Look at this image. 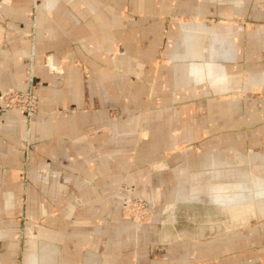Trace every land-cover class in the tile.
<instances>
[{
	"label": "crops",
	"instance_id": "1",
	"mask_svg": "<svg viewBox=\"0 0 264 264\" xmlns=\"http://www.w3.org/2000/svg\"><path fill=\"white\" fill-rule=\"evenodd\" d=\"M32 49L28 199L40 218L31 237L7 239L0 264L21 239L24 264L201 263L170 256L185 236L131 224L121 203L163 201L154 216H174L170 202L202 184L210 203L218 182L244 190L238 209L221 206L225 248L249 218L264 231V0H4L0 94L28 89ZM26 128L0 103L1 243L20 231ZM257 240L256 256L242 239L237 255L203 263L264 264Z\"/></svg>",
	"mask_w": 264,
	"mask_h": 264
},
{
	"label": "rangeland",
	"instance_id": "2",
	"mask_svg": "<svg viewBox=\"0 0 264 264\" xmlns=\"http://www.w3.org/2000/svg\"><path fill=\"white\" fill-rule=\"evenodd\" d=\"M12 89V88H9ZM8 90V89H7ZM14 90V89H13ZM6 91V90H5ZM1 103V102H0ZM1 105L8 110H17L22 112L21 110L17 108H10L6 107L3 103ZM38 109H39V101H38ZM23 113V112H22ZM38 113V111H37ZM36 113V114H37ZM24 114V113H23ZM35 114V115H36ZM115 115H118V112H114ZM34 115V116H35ZM25 116V115H24ZM26 118V117H25ZM34 118V117H33ZM33 118L31 120H28L26 118V132L27 136L24 140V167L22 171V176L24 179V185H23V196L20 200L17 201L18 206L15 209L18 208V210L14 213V219L18 222V225L16 228L20 229L18 233L11 232L8 235V238H4L3 243L0 242V254L5 252V246L3 245L7 239L12 240L17 234H21V237L25 236H32V228L34 220L36 221L37 218H40L38 216H35L29 212H33V206L34 202L32 199H28V193L32 191L31 189V183L29 182V160L31 158V151H32V132H31V124L33 121ZM27 141L29 143L28 147ZM235 172V170H233ZM229 180L238 182L241 180L239 173H233L232 171H228ZM218 180H221V178H218ZM216 193L218 196V199L216 203H210L209 197H208V191L207 188L203 189L205 184L201 185V192L200 196L198 194L194 193L191 189L187 190L185 192L184 199H180L179 201H172L170 203H174L173 208L175 211L174 216H161L157 215L154 216V210L157 208H164L167 206V203L164 204L163 201L155 202L156 205L152 207L150 201L143 200H135L130 199L131 201H142L144 202L151 210L150 216L148 217L147 221L143 223H139V225H154L158 227L157 230L161 231V236L163 239L167 236V239H170V241L176 240V235L179 234V236H185V242L184 245L182 244L178 245V247L172 248V250H168L170 256H182L188 260H191L192 257H197V260L200 259L201 263L197 264H205L203 263L205 259H208L210 255H216L218 258H221L223 256H235L237 255L242 249L238 246L241 243V240L247 239L249 243V247L247 250L249 251V256H256L257 251L260 250L259 247H257V244L259 243L257 239H263L264 240V231L263 232H256L257 225H252V220L249 218V227L244 232L242 231H234L231 235L232 241L234 246L232 248H225L224 242L225 239L228 238L225 236L226 232L224 230L223 223L226 220L225 215L223 214L221 210V206L223 203H227L228 200L233 201V206L236 208L240 206V201L242 197L244 196L243 189L238 188L235 190H227L225 191L223 188H221V183H217ZM188 187V186H186ZM194 194V195H193ZM199 197V198H198ZM220 197L222 199H220ZM223 200V201H222ZM12 202V201H11ZM48 202V201H43ZM42 202V203H43ZM16 204V203H15ZM240 208V207H239ZM123 210V209H122ZM212 213L211 219L214 222V228L209 229L208 225V218L209 214ZM18 214V215H17ZM123 218V213H122ZM124 219V218H123ZM131 224L138 225L134 223L131 220L124 219ZM262 220V219H260ZM165 221V223H163ZM37 222V221H36ZM163 223V226H160V223ZM12 223V222H11ZM255 223V222H254ZM13 225V224H12ZM10 227V229L14 226ZM175 225V226H172ZM233 228L239 229L240 226L236 224H232ZM14 227V229H16ZM174 228V229H173ZM21 232V233H20ZM14 236V237H12ZM24 240L21 239L20 249L18 247L14 248V246H11L8 249V262L7 264H24L23 263V256H24ZM213 245V247L211 245ZM195 245V246H194ZM211 247H210V246Z\"/></svg>",
	"mask_w": 264,
	"mask_h": 264
},
{
	"label": "built area",
	"instance_id": "3",
	"mask_svg": "<svg viewBox=\"0 0 264 264\" xmlns=\"http://www.w3.org/2000/svg\"><path fill=\"white\" fill-rule=\"evenodd\" d=\"M4 0H0V9L3 7ZM34 51L32 49L28 57L27 82L28 89L26 91H16L8 89L0 94V102L6 107L17 108L21 110L28 120H31L38 111V97L33 91L34 83ZM28 133V132H27ZM29 143L27 141L26 147ZM123 218L131 220L136 224L147 221L150 216V208L142 201H131L125 199L122 208Z\"/></svg>",
	"mask_w": 264,
	"mask_h": 264
},
{
	"label": "flooded vegetation",
	"instance_id": "4",
	"mask_svg": "<svg viewBox=\"0 0 264 264\" xmlns=\"http://www.w3.org/2000/svg\"><path fill=\"white\" fill-rule=\"evenodd\" d=\"M124 200H125V199H124ZM124 200H123V201H124ZM123 201H122V203H121V208H123Z\"/></svg>",
	"mask_w": 264,
	"mask_h": 264
},
{
	"label": "water",
	"instance_id": "5",
	"mask_svg": "<svg viewBox=\"0 0 264 264\" xmlns=\"http://www.w3.org/2000/svg\"><path fill=\"white\" fill-rule=\"evenodd\" d=\"M137 226H140L139 224Z\"/></svg>",
	"mask_w": 264,
	"mask_h": 264
},
{
	"label": "bare ground",
	"instance_id": "6",
	"mask_svg": "<svg viewBox=\"0 0 264 264\" xmlns=\"http://www.w3.org/2000/svg\"><path fill=\"white\" fill-rule=\"evenodd\" d=\"M236 209H238V208H236ZM237 211V210H236Z\"/></svg>",
	"mask_w": 264,
	"mask_h": 264
}]
</instances>
